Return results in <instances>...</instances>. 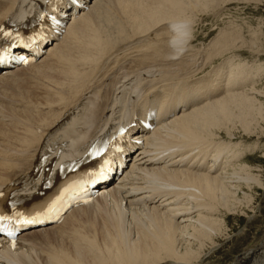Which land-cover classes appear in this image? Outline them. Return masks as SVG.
<instances>
[{"label":"bare ground","instance_id":"obj_1","mask_svg":"<svg viewBox=\"0 0 264 264\" xmlns=\"http://www.w3.org/2000/svg\"><path fill=\"white\" fill-rule=\"evenodd\" d=\"M216 1L85 2L86 11L69 22L62 42L46 56L14 73L3 70L0 189L35 167L46 135L68 118L61 133L73 156L80 148L85 153L114 123L145 115L151 105L161 125L148 137L145 156L119 178L120 186L102 188L104 196L57 226L31 231L15 249L0 245V262L207 264L223 243L232 242L225 215L247 217L254 194L263 189L258 167L237 164L258 144L236 151L242 145L234 143L236 134L215 140L213 128L236 110L243 135H262L256 132L264 120V62L257 58L264 44L249 35L248 55L258 68L235 55L245 40L234 31L231 38L226 31L218 43L195 49L192 23L228 2ZM40 4L0 0V27L22 22ZM218 56L229 59L215 78H201ZM168 112L172 117L163 122ZM228 264H264V237L240 248Z\"/></svg>","mask_w":264,"mask_h":264},{"label":"rangeland","instance_id":"obj_2","mask_svg":"<svg viewBox=\"0 0 264 264\" xmlns=\"http://www.w3.org/2000/svg\"><path fill=\"white\" fill-rule=\"evenodd\" d=\"M225 1V0H224ZM228 1L226 3V6L224 8H221L220 10H217L215 12H210L205 15H201L199 19L195 20V23H192V31H191V37L189 40H192L191 44L193 47L196 48H203L204 50L207 49L212 44H216L219 41L216 42V40L221 39L219 38V35L224 32H228L230 35V38L232 36V31L237 32L235 34H240L244 38V45L245 48L241 50L240 52L231 51V49H226L228 52L229 50L231 53H236L235 55H240L239 58L245 59L246 62H249V65H254V57H251L248 55L249 51L247 50V47L251 44V37L249 35H255L257 34V38L260 39V41L264 44V0H226ZM231 1V2H229ZM215 2H217L215 0ZM220 2V1H219ZM222 36V34L220 35ZM262 39V40H261ZM215 41V43H214ZM202 45V46H201ZM237 45V44H236ZM238 45H240L238 43ZM247 46V47H246ZM202 49V51H203ZM239 53V54H238ZM262 56H260L257 59H261L262 62H264V53H261ZM233 56V55H231ZM263 57V58H262ZM219 56L214 59L215 65L212 70H208L204 73H200L199 76L203 75L201 78H215L214 72L218 69L221 70V67H223L222 64L227 62L229 59L228 56L226 58L222 59ZM240 59V60H241ZM254 59V60H252ZM222 65V66H221ZM256 65V66H255ZM255 67H257V64L255 63ZM258 68V67H257ZM29 77L31 75L27 73ZM264 83V80L262 81ZM259 85V84H257ZM200 90L206 91L207 88L201 87ZM207 92V91H206ZM252 117H249L248 124L252 127ZM244 120H241L238 117V112L236 110H232L231 112V119L221 121L216 125L213 130L218 133L219 138H215V140H221V138L225 137V133L232 132L236 134V142H242V145L235 148L236 151H242L250 148L252 144H258V149L253 150L251 152H245L247 154H243V156L239 159L240 163H246L249 166H252L253 170L255 167H258L260 171L258 174L261 178V182L264 184V123H262L264 120L261 119V129H259L254 135H250V137H246L241 132L242 122ZM258 127V126H257ZM259 128V127H258ZM260 136V137H259ZM257 138H261V140L257 141ZM225 139V138H224ZM204 140V139H202ZM200 140L199 142H201ZM211 142L210 140L207 141ZM214 140V139H212ZM204 141V142H205ZM248 141V142H247ZM202 142V143H204ZM254 142V143H253ZM201 143V144H202ZM205 144V143H204ZM261 168V169H260ZM253 207L251 211H246L245 214L247 217H245L243 214H236V215H225L224 217V223L227 224L225 227L226 233L229 234L232 242L226 243L221 245V250L216 252V254L212 257L211 262H207V264H228L229 261H231L232 257L237 253L240 248L243 246L248 247L250 244L253 245V242L260 241L264 237V185L263 189H257L256 194L253 196ZM90 213L93 212V210H88ZM86 216H90L91 214H86ZM84 216V217H86ZM84 217H81L82 220H85ZM91 222V218H88ZM249 219V220H248ZM88 221V222H89ZM93 223V222H91ZM236 257V256H235Z\"/></svg>","mask_w":264,"mask_h":264}]
</instances>
